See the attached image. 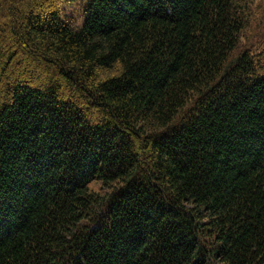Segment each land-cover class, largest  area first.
Returning a JSON list of instances; mask_svg holds the SVG:
<instances>
[{
  "label": "trees",
  "instance_id": "trees-1",
  "mask_svg": "<svg viewBox=\"0 0 264 264\" xmlns=\"http://www.w3.org/2000/svg\"><path fill=\"white\" fill-rule=\"evenodd\" d=\"M0 0V264H264V0Z\"/></svg>",
  "mask_w": 264,
  "mask_h": 264
},
{
  "label": "rangeland",
  "instance_id": "rangeland-1",
  "mask_svg": "<svg viewBox=\"0 0 264 264\" xmlns=\"http://www.w3.org/2000/svg\"><path fill=\"white\" fill-rule=\"evenodd\" d=\"M85 0H64L61 4V14L64 19L74 27H79L83 23L82 6Z\"/></svg>",
  "mask_w": 264,
  "mask_h": 264
}]
</instances>
